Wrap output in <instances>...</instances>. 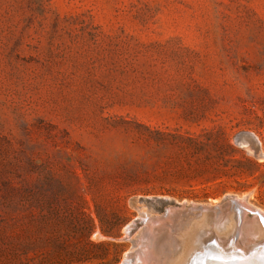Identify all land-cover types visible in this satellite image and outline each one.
Wrapping results in <instances>:
<instances>
[{
    "label": "rangeland",
    "instance_id": "374dc122",
    "mask_svg": "<svg viewBox=\"0 0 264 264\" xmlns=\"http://www.w3.org/2000/svg\"><path fill=\"white\" fill-rule=\"evenodd\" d=\"M232 196L264 212V0H0V264H121Z\"/></svg>",
    "mask_w": 264,
    "mask_h": 264
},
{
    "label": "bare ground",
    "instance_id": "6f19581e",
    "mask_svg": "<svg viewBox=\"0 0 264 264\" xmlns=\"http://www.w3.org/2000/svg\"><path fill=\"white\" fill-rule=\"evenodd\" d=\"M172 215L171 209H169L166 218H155L147 214L144 219L146 230L137 245H141L139 252L127 254L121 264H235L224 259L218 261L214 255L203 251L207 235L213 234L220 247L221 245L231 246L230 242L235 241L236 246L246 250L252 248L257 237L263 233L260 224L249 225L246 212H244L238 223L233 217L227 219L223 224L214 223L206 216L192 217L186 220V226H183L182 229L184 231L178 232L174 237L170 235L171 238L166 241V237L158 236L157 232H154V226L169 221L168 224L172 228L174 224ZM245 228H250V232L246 233L247 229L245 231ZM214 250L215 248L211 252ZM196 252H201V254L196 257Z\"/></svg>",
    "mask_w": 264,
    "mask_h": 264
},
{
    "label": "water",
    "instance_id": "95a60500",
    "mask_svg": "<svg viewBox=\"0 0 264 264\" xmlns=\"http://www.w3.org/2000/svg\"><path fill=\"white\" fill-rule=\"evenodd\" d=\"M238 140L242 143L252 145L258 157H261L259 154L256 141L253 136L249 133H243L238 136ZM169 209L172 210V217L174 220V224L171 228L168 223L159 224L158 226H154V232L156 234L166 237V241H169V238L174 237L180 232V227L183 229V226H186V220L191 219L192 217L202 218L206 216L210 218L214 223L223 224L229 219L233 217V219L238 223L242 214L246 212V218L249 221V225L260 224L263 228V233L261 236L257 237L256 241L253 243L252 248L243 249L242 247L236 246V242H230L231 246H222L220 247L219 243L216 241V238L213 234L207 235L205 243L203 246L204 252H209L214 255L216 260L218 261H229L231 263H240V264H264V213L251 206L248 202L247 197L240 198L236 196L227 197L223 201L215 204H187L181 203L176 204L169 207L166 210V213L161 217L166 218L169 214ZM144 223V221H142ZM179 227V228H178ZM250 232V228H245V231ZM171 235V237H170ZM210 237V238H208ZM210 241V242H209ZM155 243V242H154ZM229 245V244H228ZM214 251L211 252V250ZM201 251V250H200ZM197 256L201 254V252H196ZM195 257V258H196Z\"/></svg>",
    "mask_w": 264,
    "mask_h": 264
}]
</instances>
